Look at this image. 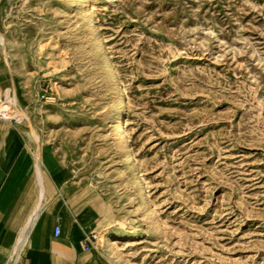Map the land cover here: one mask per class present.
Instances as JSON below:
<instances>
[{
    "label": "rangeland",
    "instance_id": "obj_1",
    "mask_svg": "<svg viewBox=\"0 0 264 264\" xmlns=\"http://www.w3.org/2000/svg\"><path fill=\"white\" fill-rule=\"evenodd\" d=\"M0 101L109 264H264V0H0Z\"/></svg>",
    "mask_w": 264,
    "mask_h": 264
},
{
    "label": "crops",
    "instance_id": "obj_2",
    "mask_svg": "<svg viewBox=\"0 0 264 264\" xmlns=\"http://www.w3.org/2000/svg\"><path fill=\"white\" fill-rule=\"evenodd\" d=\"M5 134L0 138V264H109L104 251L87 241L81 211L67 191L57 188L52 175L56 189H39L33 182L46 180L45 173L25 172L26 162L13 159L21 149L17 132ZM54 174L62 177L56 169ZM14 181L26 183L22 188Z\"/></svg>",
    "mask_w": 264,
    "mask_h": 264
},
{
    "label": "built area",
    "instance_id": "obj_3",
    "mask_svg": "<svg viewBox=\"0 0 264 264\" xmlns=\"http://www.w3.org/2000/svg\"><path fill=\"white\" fill-rule=\"evenodd\" d=\"M61 233H62V228H61V225L60 223H58L55 227V230H54V235L55 237H60L61 236ZM87 241L90 242L91 244H96L97 243V235L96 233H91L88 238H87ZM89 247H87L88 249Z\"/></svg>",
    "mask_w": 264,
    "mask_h": 264
},
{
    "label": "bare ground",
    "instance_id": "obj_4",
    "mask_svg": "<svg viewBox=\"0 0 264 264\" xmlns=\"http://www.w3.org/2000/svg\"><path fill=\"white\" fill-rule=\"evenodd\" d=\"M11 115H14V114H9V111L5 108L2 107V103L0 101V116H1V119H5L6 121H10V120H17V118H13V116ZM123 140V139H122ZM117 244V241L116 240H113V245H116Z\"/></svg>",
    "mask_w": 264,
    "mask_h": 264
}]
</instances>
